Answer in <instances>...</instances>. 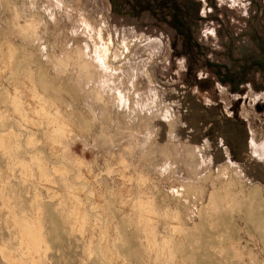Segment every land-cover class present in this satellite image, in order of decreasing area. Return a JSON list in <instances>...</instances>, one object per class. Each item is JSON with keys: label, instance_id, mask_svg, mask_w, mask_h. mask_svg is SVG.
<instances>
[{"label": "rangeland", "instance_id": "rangeland-1", "mask_svg": "<svg viewBox=\"0 0 264 264\" xmlns=\"http://www.w3.org/2000/svg\"><path fill=\"white\" fill-rule=\"evenodd\" d=\"M0 264H264V0H0Z\"/></svg>", "mask_w": 264, "mask_h": 264}, {"label": "bare ground", "instance_id": "bare-ground-1", "mask_svg": "<svg viewBox=\"0 0 264 264\" xmlns=\"http://www.w3.org/2000/svg\"><path fill=\"white\" fill-rule=\"evenodd\" d=\"M21 229H22V233H23L24 238L27 240L28 246H30V245L33 246V241H34L33 238H34L35 234L33 232H31L30 229L23 226V224H21Z\"/></svg>", "mask_w": 264, "mask_h": 264}]
</instances>
